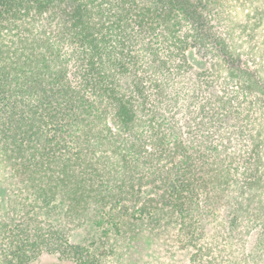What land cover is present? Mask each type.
<instances>
[{
	"label": "trees",
	"instance_id": "1",
	"mask_svg": "<svg viewBox=\"0 0 264 264\" xmlns=\"http://www.w3.org/2000/svg\"><path fill=\"white\" fill-rule=\"evenodd\" d=\"M0 186V264H264V0H0Z\"/></svg>",
	"mask_w": 264,
	"mask_h": 264
},
{
	"label": "rangeland",
	"instance_id": "2",
	"mask_svg": "<svg viewBox=\"0 0 264 264\" xmlns=\"http://www.w3.org/2000/svg\"><path fill=\"white\" fill-rule=\"evenodd\" d=\"M196 58L199 57H197V55L192 56L190 62L196 69L202 70L205 67V63L202 65L200 60L197 61ZM5 196V189L0 186V201H2ZM141 234H143L144 237H133L131 240V249L128 254L129 264H187V256L184 253L176 250L172 246L160 245L155 241L153 242L145 239L152 237L147 230L141 231ZM82 238L83 234L79 231H75L72 233L70 240L72 243H80ZM37 264L73 263L59 260L55 256L42 255Z\"/></svg>",
	"mask_w": 264,
	"mask_h": 264
}]
</instances>
